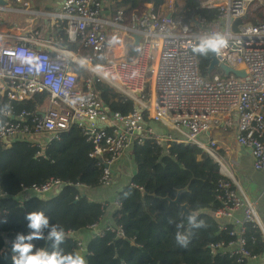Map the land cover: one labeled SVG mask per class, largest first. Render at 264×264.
<instances>
[{"label": "built area", "instance_id": "1", "mask_svg": "<svg viewBox=\"0 0 264 264\" xmlns=\"http://www.w3.org/2000/svg\"><path fill=\"white\" fill-rule=\"evenodd\" d=\"M205 1L202 0L201 6L212 9ZM248 1L227 0L215 11V20L207 28L201 20L195 26L190 20L186 25L174 6L163 11L161 6L165 0H143L139 8L128 4V25L120 30V36L128 48L133 45L134 36L138 37V43L134 54L124 58L105 59L99 56L97 48H90L89 55L79 56L64 46L66 42H78L86 47L85 31L91 21H96L86 15L66 17L64 37L55 47L37 39L34 25L12 36L10 42H0V93L7 108L0 109V115L7 117L0 123V140L9 143L17 138L26 139L32 146L44 147L76 127L93 145L92 156L102 160L98 161L103 167L102 186L111 185L113 162L132 145L153 147L159 161L164 159L178 168H184V164L174 147L196 145L212 157L226 178L218 184L220 206L203 211L212 225L207 250L213 256H235L240 264L245 260V264H264L260 256H250L245 249L248 224L260 231L264 242L263 204L227 177L243 169L245 156L252 159L256 171L264 170V127L242 124L227 117L244 101L256 109L264 108V24L240 32L231 27V21L243 15ZM4 9L0 4V11ZM188 25L196 32L189 31ZM216 33L227 40V47L219 54L214 53L217 62L232 70H241L243 76L222 77L214 73L208 79L201 77L193 37L211 38ZM29 54L37 57L42 67L22 63L20 56ZM98 79L119 93V103L130 99L132 110L109 111L99 96ZM36 95L44 98L35 104L33 111L22 110L12 120L14 103L33 100ZM262 116L260 120L264 123ZM219 127L228 132L235 144L234 154L226 162L216 152V137L210 133ZM62 184L50 178L39 185L22 186L21 195L46 197ZM75 187L81 188V185ZM115 208H119L116 203ZM188 209L200 213L192 210L189 202ZM238 210L241 217L234 216ZM5 213L0 205V216ZM95 227L96 222L86 228L91 231ZM106 232L124 239L119 225H106L102 232L95 234L101 237ZM69 235L75 236L77 251L85 252L78 234L70 232ZM135 247L137 255L145 254L143 245L135 243Z\"/></svg>", "mask_w": 264, "mask_h": 264}, {"label": "trees", "instance_id": "2", "mask_svg": "<svg viewBox=\"0 0 264 264\" xmlns=\"http://www.w3.org/2000/svg\"><path fill=\"white\" fill-rule=\"evenodd\" d=\"M43 1L22 2H34V7L39 9ZM179 1L185 18L191 21L192 26L201 20L202 26L207 28L215 20L214 11L201 6L202 0ZM127 2L136 7L142 0H123L121 3L125 5ZM257 21H264V0L252 3L243 23ZM135 48V45L130 46L131 56ZM197 56L201 77L210 78L214 74L213 71L208 72L210 54ZM96 85L109 111L128 113L132 110L130 99L119 103V93L106 82L98 79ZM43 98L44 95H36L33 100L15 102L11 109L12 120L22 110L32 112L35 104ZM4 99L0 93V109L6 110ZM6 118L0 115V123ZM174 149L184 168L173 167L164 159L159 161L153 147L131 146L128 156L135 171L129 184L114 192L119 208L113 209L111 214V223L121 227L124 239L117 237L111 240L108 232L103 238H86L85 259L88 264H240L235 261V256H213L206 248L212 225L204 217L203 211L215 210L220 206L218 184L226 178L220 174L217 163L205 150L193 144L177 145ZM93 150V145L76 127L63 132L58 139L44 147L32 146L26 139L17 138L9 143L0 140V205L6 211L0 216V264H13V241L17 234H29L26 216L37 210L45 212L50 224L58 223L64 227L66 239L60 247L66 253L77 251L75 236L69 233L76 235L93 224L103 215L106 205L90 200L85 194L102 186L103 167L92 156ZM104 156L108 154L104 152ZM50 178L67 186L43 200L21 195L22 186L39 185ZM76 184L81 188L75 187ZM185 187L187 190L180 194V201L189 202L192 210L200 212L188 231V218L182 215L179 207L164 199L168 197L173 200L177 191ZM201 220L205 227L196 228L195 224ZM179 225H182L179 230L184 234H192L186 247L179 245L175 239ZM48 231L45 229L44 235ZM246 233L245 249L249 255H262L264 242L260 231L248 224ZM131 239L143 244L149 256L136 257L128 242ZM32 242L37 248L52 250L51 241L37 239ZM245 261L241 264H245Z\"/></svg>", "mask_w": 264, "mask_h": 264}, {"label": "crops", "instance_id": "3", "mask_svg": "<svg viewBox=\"0 0 264 264\" xmlns=\"http://www.w3.org/2000/svg\"><path fill=\"white\" fill-rule=\"evenodd\" d=\"M22 1L24 0H8V2L11 4V8H5V10L9 11L6 13H12L16 16L28 14V18L25 20V23L12 24L13 32H17V34L26 32L27 29H30L31 25H34L37 39L46 45L48 44L55 47V45L59 42V39L64 37L63 28L66 24V17L70 15H86L96 19L95 22H90L88 29L85 31V35H87L86 39L84 40L86 47H82L78 42H66L64 43V46L68 50L75 52L79 56L89 55L91 54L90 48L95 49L94 36L100 35L104 40V47L102 51H98L99 56H103L105 59H116L131 56V49L130 47H126V45L123 43L124 41L121 39L120 30L126 29L128 25L127 19L130 9L127 8V5H133L132 3L127 2L124 5V3H121L123 1L115 0H44L42 4H40V8L36 9L33 5L35 4L34 2ZM216 1L217 0H206L205 2L213 6ZM142 3L143 0L140 4H138V6H133L135 8H139L142 6ZM0 14V27L2 30H5L4 26L7 24V22L5 21L2 23L1 20V16L4 15L3 10L0 11ZM3 18L5 20L4 16ZM123 26L124 28H122ZM17 34H13V36ZM112 46H119L118 48H122V54H124V56L120 57L122 54L116 55L114 53H108L107 48ZM42 47L45 48V46ZM241 104H245V106H247L246 109H249L248 111H251L252 109L254 110L255 116H252V114L250 115L252 117L251 122H253L251 123L252 126L259 128L264 127V123L262 122V124L260 120L263 114H260L258 109L254 108V106L247 101H244ZM210 133L216 137V152L219 155H222V160L226 162L228 158L234 154L235 144L233 140L229 136L228 132L225 133L219 128L211 129ZM202 138H204V136H202ZM128 152L113 162L112 168L114 171V180L111 185L100 186L93 191L89 190L85 193L90 200L98 203H106V205L103 215L95 220L96 227L94 230L89 231L87 228H83L81 232L77 233L78 237L84 243V247H86V238L96 237V232H102L106 225L112 224L111 214L113 209H115L116 203L114 199V192L122 189V187H126L135 171L134 165L128 156ZM242 165L243 169L241 171L235 174H230L227 177L231 182L239 186V188L249 196L259 198L264 207V191H260V188H264V170L256 171L252 166V159L248 156L243 157ZM56 191L57 189L53 193H56ZM234 216L241 217V211L238 210ZM261 218L264 223V213H261ZM108 233L112 236L111 240L117 238L115 233ZM128 241L133 242V245L131 246L134 249V255L136 257L141 258L149 256V253L146 251V248L143 244L138 243L144 246L145 254L137 255L135 247V243L137 242L132 239ZM81 254L85 257V252H81ZM260 260H264V253L260 255Z\"/></svg>", "mask_w": 264, "mask_h": 264}, {"label": "clouds", "instance_id": "4", "mask_svg": "<svg viewBox=\"0 0 264 264\" xmlns=\"http://www.w3.org/2000/svg\"><path fill=\"white\" fill-rule=\"evenodd\" d=\"M227 47L226 38L220 33H216L211 38L199 39V42L193 51L202 56H208L209 52L219 54L222 49ZM21 62L29 65H35L37 68L42 65L37 63V57L34 55H21ZM39 199L43 200V195L39 196ZM26 219L29 221L27 227L30 229L29 234H17L12 244V256L13 264H88L85 257L78 251L65 252L60 246L65 242L66 232L63 226L56 224H50V219L45 215L42 210L33 211L27 214ZM189 222H194L195 216H189ZM178 230L176 232V242L186 247L189 243L191 233L184 234ZM196 228L205 227L204 221H200L195 224ZM49 229L47 237L44 236V230ZM37 239H46L51 241L52 250L49 251L45 247L37 248L32 242Z\"/></svg>", "mask_w": 264, "mask_h": 264}, {"label": "bare ground", "instance_id": "5", "mask_svg": "<svg viewBox=\"0 0 264 264\" xmlns=\"http://www.w3.org/2000/svg\"><path fill=\"white\" fill-rule=\"evenodd\" d=\"M241 1V0H240ZM256 0H250L246 3V7L244 10V13L241 17L235 18L231 21V27L233 29V31L235 32H240L241 29H245L248 27H254V26H258L260 24H264V21H257V22H244L245 17L247 16V13L249 11L250 6L252 5V3H254ZM227 0H217L215 2V4L213 5L212 9H209L210 11H215L219 8V6H222L224 4H226ZM230 2V0H229ZM171 6L176 7L177 12L182 16L183 18V22L187 25L188 21L182 11V4L180 3L179 0H165V2L163 3V5L161 6L163 11L168 10ZM242 7V5L240 6V8ZM241 22V23H239ZM188 30L191 31L192 33H195L196 30L194 28H192L191 26L188 25ZM96 32V31H95ZM97 41H95V48H97L99 51H102L103 47H104V40L102 39V37L99 35L96 37ZM194 38V43L197 46V41H199L195 36ZM97 43V45H96ZM119 46H112L107 48V52L108 53H114V54H122V48H118ZM198 53H195V56L198 58L197 56ZM247 106H245V104H239L238 107L236 109H234L232 111V116L237 120V122L242 123V124H250L252 121V117L250 116L252 114L251 111H248L246 109Z\"/></svg>", "mask_w": 264, "mask_h": 264}, {"label": "water", "instance_id": "6", "mask_svg": "<svg viewBox=\"0 0 264 264\" xmlns=\"http://www.w3.org/2000/svg\"><path fill=\"white\" fill-rule=\"evenodd\" d=\"M0 4L6 6V2L4 0H0ZM1 20H2V23L5 22L4 18L1 17ZM199 41H197V44H198ZM138 43V37L134 36L133 37V45H137ZM210 54V63H209V66H208V72L210 71H214L215 68H218L220 69L224 75H228V74H233L235 76H243V72L241 70H232L222 64H219L214 56V52H209ZM98 161L99 162H102L101 158H98ZM104 167H106L107 165L104 164L103 165ZM67 184L63 183L62 185L59 186V188L57 189L56 193H59L61 190H63L64 187H66ZM187 190V187L183 188V189H180L177 191V195L176 197L171 200L169 199L168 197H165L164 199L167 200L169 203H173L175 204L177 207H179V209L181 210L182 212V215L183 216H186L187 218H189L190 215H194L195 216V213L190 211L188 209V204L187 202H181L180 201V194L182 192H185ZM143 194L145 195V193L143 192ZM36 197H39V196H36ZM192 222H189V219H188V223L186 225V228H187V231L189 230L190 226H191ZM130 243V245H133V242L132 241H128Z\"/></svg>", "mask_w": 264, "mask_h": 264}, {"label": "rangeland", "instance_id": "7", "mask_svg": "<svg viewBox=\"0 0 264 264\" xmlns=\"http://www.w3.org/2000/svg\"><path fill=\"white\" fill-rule=\"evenodd\" d=\"M5 8H11V4L9 3V2H7L6 1V6H5ZM3 12H4V17H5V21L7 22V24L4 26V29L5 30H2V28L0 27V42H2V41H5V42H10L11 41V39H12V36H13V34H17V32H13V28H12V24H17V23H19V24H23V23H25V20L28 18V14H24V15H20V16H16V15H14V14H12V13H6V12H9V11H7V10H3ZM1 15V14H0ZM3 16H1V17H3ZM7 19V20H6ZM37 23H38V21H37ZM124 56V54H122V56H120V57H123ZM214 73H218L220 76H222L223 77V75H224V73L220 70V69H218V68H215L214 69V71H213ZM238 107V106H237ZM236 107V108H237ZM235 108V109H236ZM251 112H252V116H255V113H254V110L252 109L251 110ZM258 112L260 113V114H263L264 115V108H259L258 109ZM227 117L228 118H231V119H236V118H234L233 116H232V114H228L227 115ZM263 117V116H262ZM262 117H261V119H262ZM251 123H253V122H251ZM250 123V124H251ZM252 125V124H251ZM219 129L220 130H222L223 131V127H219ZM220 133H222V132H220ZM220 135V134H219ZM221 136V135H220ZM237 186V185H236ZM239 187V186H238ZM97 237H99V236H97ZM101 238H103V236H101ZM92 255V254H91Z\"/></svg>", "mask_w": 264, "mask_h": 264}]
</instances>
